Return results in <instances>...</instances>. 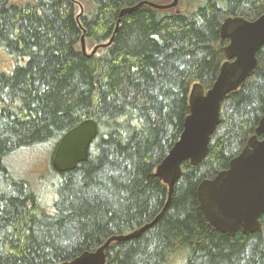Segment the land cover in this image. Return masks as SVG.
<instances>
[{"label": "trees", "instance_id": "16d2710c", "mask_svg": "<svg viewBox=\"0 0 264 264\" xmlns=\"http://www.w3.org/2000/svg\"><path fill=\"white\" fill-rule=\"evenodd\" d=\"M141 1L171 0H0V54L10 64L0 70V264H58L155 218L138 237L110 243L105 264H264V212L258 230L228 236L197 200L199 183L228 167L264 114V44L252 74L223 98L205 157L182 162L167 205L155 175L182 131L191 86L208 89L225 59L222 21L253 20L264 0L143 4L113 33L120 10ZM113 34L82 53V37L89 53ZM86 118L98 125L88 158L53 169L51 200L11 175V154L53 150Z\"/></svg>", "mask_w": 264, "mask_h": 264}, {"label": "water", "instance_id": "95a60500", "mask_svg": "<svg viewBox=\"0 0 264 264\" xmlns=\"http://www.w3.org/2000/svg\"><path fill=\"white\" fill-rule=\"evenodd\" d=\"M179 0L167 4L141 1L126 6L119 12L113 33L118 28L120 16L143 4L155 9L176 8ZM220 35L228 40L223 52L225 59L219 67L212 85L205 89L194 83L188 95L189 113L183 120L178 139L155 167V175L168 188L166 205L175 182L181 174V164L189 161L196 165L206 155L210 136L218 122L223 98L236 90L252 74L257 66L256 52L264 44V11L255 19L241 16L226 17L220 25ZM94 46L87 53L83 37L81 51L93 55ZM98 133L97 122L86 118L68 130L58 140L53 151L51 165L57 172L73 170L88 158L89 148ZM261 135V138L259 137ZM197 200L205 219L215 229L233 236L237 229L253 232L260 228L259 217L264 212V114L240 153L234 156L226 169L211 179H203L197 187ZM156 218L140 228L122 235H112L93 251H83L71 260L58 264H105V249L114 241H125L138 237L150 227Z\"/></svg>", "mask_w": 264, "mask_h": 264}, {"label": "rangeland", "instance_id": "374dc122", "mask_svg": "<svg viewBox=\"0 0 264 264\" xmlns=\"http://www.w3.org/2000/svg\"><path fill=\"white\" fill-rule=\"evenodd\" d=\"M9 65L6 58L0 54V70ZM53 150L51 144L36 145L15 151L6 161L13 177L24 179L32 185H39L46 189L43 194V199L46 196V200L54 197L51 184L57 173L51 165Z\"/></svg>", "mask_w": 264, "mask_h": 264}]
</instances>
